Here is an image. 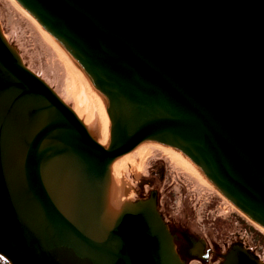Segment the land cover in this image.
<instances>
[{
	"label": "water",
	"instance_id": "95a60500",
	"mask_svg": "<svg viewBox=\"0 0 264 264\" xmlns=\"http://www.w3.org/2000/svg\"><path fill=\"white\" fill-rule=\"evenodd\" d=\"M52 47L25 68L0 17V257L211 264L171 147L264 230V0H14ZM86 94L68 100L51 90ZM174 184L169 207L154 192ZM220 264H261L233 246Z\"/></svg>",
	"mask_w": 264,
	"mask_h": 264
},
{
	"label": "rangeland",
	"instance_id": "374dc122",
	"mask_svg": "<svg viewBox=\"0 0 264 264\" xmlns=\"http://www.w3.org/2000/svg\"><path fill=\"white\" fill-rule=\"evenodd\" d=\"M0 17L8 28L21 64L36 72L52 71L54 69V64L50 59L52 47L38 26L11 0H0ZM51 91L63 99L79 98L85 104L92 103L90 97L83 93L55 88ZM156 144L153 143V151L165 170L163 181L172 174L180 173L191 189L196 200L192 209L200 226L199 236L209 244L212 253L211 264H220L223 256L233 246H240L242 250L248 251L258 263L264 264V232L248 221L209 184L207 185L205 181L197 177L179 153L175 154L171 149L175 154L173 156L161 145L156 146ZM168 190L170 198L167 195L163 198ZM155 193H157V199L161 200V206L169 207L175 199V186L174 184L162 185ZM0 264H7V262L0 257Z\"/></svg>",
	"mask_w": 264,
	"mask_h": 264
},
{
	"label": "bare ground",
	"instance_id": "6f19581e",
	"mask_svg": "<svg viewBox=\"0 0 264 264\" xmlns=\"http://www.w3.org/2000/svg\"><path fill=\"white\" fill-rule=\"evenodd\" d=\"M15 5H17V7L20 9V10H22L31 20H32V22H34L37 26H38V23H36L27 13H26V11L16 2V1H14V0H11ZM86 96V95H85ZM89 98V97H88ZM82 101V100H81ZM83 102V101H82ZM84 103V102H83ZM85 104V103H84ZM151 143H152V147H153V143H156V142H153V141H150ZM157 144H159V143H157ZM156 144V146H158ZM155 145V144H154ZM159 145H161V147H163V148H165L164 150H168V152L170 153V154H172L173 156L175 155V154H180V156L190 165H188L189 167H190V169H192V171L195 173V174H197V177H199L200 179H202L203 181H205L206 182V184L208 185L209 184V186L213 189V190H215V191H217L214 187H213V185L203 176V174L190 162V160L187 158V157H185L183 154H181L180 152H178L177 150H175V149H173V148H171V147H168V146H165V145H162V144H159ZM153 149H154V147H153ZM171 149L175 152V154L171 151ZM177 156V155H176ZM179 157V156H178ZM192 166V167H191ZM201 180V181H202ZM218 192V191H217ZM218 194L223 198V196L218 192ZM230 203V202H229ZM231 204V203H230ZM232 205V204H231ZM232 207H234L233 205H232ZM235 208V207H234ZM236 209V208H235ZM247 219V218H246ZM248 220V219H247ZM249 221V220H248ZM251 222V221H250ZM251 223H253V222H251ZM255 226H257L255 223H253ZM258 227V229H260V230H262L259 226H257ZM263 232H264V230H262Z\"/></svg>",
	"mask_w": 264,
	"mask_h": 264
},
{
	"label": "flooded vegetation",
	"instance_id": "af4514ba",
	"mask_svg": "<svg viewBox=\"0 0 264 264\" xmlns=\"http://www.w3.org/2000/svg\"><path fill=\"white\" fill-rule=\"evenodd\" d=\"M164 171H165V170H164L163 166H161L160 174H159V176H158V181H159V182H162V181L164 180V175H165V174H164ZM165 195H167V197L170 198V196H169V195H170V191L168 190V192H166V194L163 195V198L165 197ZM157 197H158V196H157V193H155V194H154V199H157ZM168 205H169V204H168ZM221 260H222V259H221Z\"/></svg>",
	"mask_w": 264,
	"mask_h": 264
},
{
	"label": "trees",
	"instance_id": "16d2710c",
	"mask_svg": "<svg viewBox=\"0 0 264 264\" xmlns=\"http://www.w3.org/2000/svg\"><path fill=\"white\" fill-rule=\"evenodd\" d=\"M255 236H259V235L255 234ZM258 240H259V238H258ZM263 245H264V238H263Z\"/></svg>",
	"mask_w": 264,
	"mask_h": 264
}]
</instances>
